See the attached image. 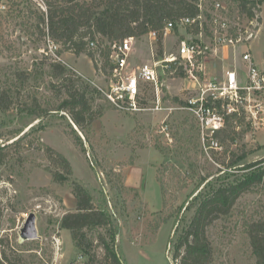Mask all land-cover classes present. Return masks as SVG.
Listing matches in <instances>:
<instances>
[{"label": "rangeland", "instance_id": "374dc122", "mask_svg": "<svg viewBox=\"0 0 264 264\" xmlns=\"http://www.w3.org/2000/svg\"><path fill=\"white\" fill-rule=\"evenodd\" d=\"M260 5L258 36L236 51L231 48L230 63L240 61L243 52L249 50L264 69V3ZM42 14L34 5L24 2L7 18H0V79L4 82L15 70L31 71L33 77L24 96L35 94L54 105L59 92L52 85L58 83L45 74L54 58L48 53L46 37L37 27ZM187 36V30L182 28L164 34L163 57L176 53L179 37ZM97 45L90 46L95 60L87 54L72 52L60 56L73 68H68L69 76L74 74L87 84L108 91L118 80L111 75V69H104ZM132 46L126 76L153 62L159 50L149 35L135 39ZM161 79L160 96L165 108L175 107L186 98L183 78L167 73ZM143 98L146 111L129 114L110 104L105 115L87 132L77 131L65 112L36 118L19 111L18 106L6 113L0 111V147L5 148V161L0 164V235L8 240L11 258L18 255L32 264H53L58 256L59 264H86L85 257L79 260L71 233L61 230L58 224L65 213L75 209L71 182H79L92 193L97 204L114 215L121 232L117 244L127 264H177L174 247L193 215V211L186 210L191 199L212 181L224 184L233 179L224 177V172L241 175L239 168L264 159V129L254 131L247 124H240V128L233 124L232 137L222 141L224 150L206 155L200 149L197 126L190 114L175 111L168 116V112L152 110L158 100L154 87ZM32 128L38 130L31 133ZM72 130L82 137V142H75ZM190 140H197L198 149ZM41 143L70 161V183L61 186L53 182L52 174L46 170L51 164L45 151L39 149ZM249 150L253 153L244 161L228 166L233 155L239 157ZM111 173L121 176L122 187L114 185V178L111 182ZM202 179L206 181L199 186ZM177 209H181V214L163 224ZM31 213L37 216L40 239L21 244L20 229ZM248 215H264L263 191L243 195L232 217L217 221L210 229L215 251L212 264H255L243 226Z\"/></svg>", "mask_w": 264, "mask_h": 264}, {"label": "trees", "instance_id": "16d2710c", "mask_svg": "<svg viewBox=\"0 0 264 264\" xmlns=\"http://www.w3.org/2000/svg\"><path fill=\"white\" fill-rule=\"evenodd\" d=\"M199 1L51 0L48 19L44 14L39 15L37 27L44 37L49 35L61 46L59 55L65 52L75 55L87 54L95 60V55L90 51V43H97L104 59V69H112L114 64L110 60L111 47L108 44L129 38L139 39L152 32L158 34L157 58H163L162 40L166 25L185 17L197 16L200 13ZM225 1L232 2L240 9L241 14H247L249 17H253L254 9H261L260 4L264 3V0ZM22 4H14L5 14L0 12V18H7L13 9L22 7ZM43 64L46 65L45 62ZM70 70L59 61L51 62L46 68L45 74L58 83L52 85V88L59 92L58 103L54 105L45 103L35 94L24 96L33 72L15 70L4 82L0 79V111L6 113L18 106L19 111L36 118L65 112L81 132H87L86 129L105 115L111 103L104 98L100 89L87 84L74 74L69 76ZM52 111L55 113H51ZM37 130L32 128L31 133ZM232 133L233 123L229 121L228 128L218 136L221 141H227L232 137ZM71 136L76 143L82 142V137L75 130H72ZM190 141L193 142L194 148L198 149L197 140ZM4 149L0 147V164L5 161V155L2 154ZM39 149L45 151L51 164L46 170L52 174L53 182L61 186L70 183L73 174L70 161L43 143L39 145ZM252 153L253 150H249L239 157L233 155L234 158L228 166L234 167ZM261 164H264V159L239 168L241 175L226 171L224 177H233L231 181L224 184L208 182V186L191 199L186 210L193 211V215L174 247L173 256L177 264L214 262L215 251L210 229L217 221L232 217L243 195L256 190L264 192V165ZM110 178L111 182L112 178L115 179V186H123L119 174L111 173ZM205 181L206 179H202L199 186ZM71 187L76 202L75 209L65 213L59 220L60 229L71 233L80 255L88 259L86 264H127L124 253L117 244V237L121 232L114 215L104 205L97 204L92 193L81 183L71 182ZM180 214L181 209H177L173 215L163 220V224ZM2 217L0 208V223ZM243 226L256 259L255 264H264V215L259 218L248 215ZM7 241L0 235V264H32L23 256L11 258L7 252Z\"/></svg>", "mask_w": 264, "mask_h": 264}, {"label": "built area", "instance_id": "2783aa9c", "mask_svg": "<svg viewBox=\"0 0 264 264\" xmlns=\"http://www.w3.org/2000/svg\"><path fill=\"white\" fill-rule=\"evenodd\" d=\"M24 2L34 5L48 19L51 0H0V12L6 13L14 4ZM199 8L197 16L166 25L164 34L181 28L187 30L186 38L179 37L176 53L163 58L154 56L153 62L140 66L133 75L126 76L125 71L135 38L110 44V60L114 64L111 75L118 81L112 83L110 90L100 91L118 111L136 114L147 110L143 94L154 87L158 100L152 110L168 112V116L175 111L190 114L197 126L200 149L208 155L224 150L218 135L227 129L229 121L236 128L247 124L254 131L264 129V69L249 50L243 52L241 62L230 63L229 55L231 48L236 51L258 36L262 17L260 9H254V16L249 17L225 0H200ZM149 37L154 42L158 40L156 32ZM46 40L54 61L72 68L59 55L60 45L49 35ZM90 46L95 47L96 43ZM226 62L229 66H225ZM167 73L183 78L186 94L178 105L169 108L163 106L160 96L161 78Z\"/></svg>", "mask_w": 264, "mask_h": 264}, {"label": "water", "instance_id": "95a60500", "mask_svg": "<svg viewBox=\"0 0 264 264\" xmlns=\"http://www.w3.org/2000/svg\"><path fill=\"white\" fill-rule=\"evenodd\" d=\"M55 113V112H51ZM59 114H62V112H58ZM57 113V114H58ZM75 129L79 131V128L75 125V123L72 121ZM20 243L23 244L26 241H33L40 239L38 228H37V216L35 213L29 214L27 217L23 227L20 229ZM84 259V255H81L79 257V260Z\"/></svg>", "mask_w": 264, "mask_h": 264}, {"label": "crops", "instance_id": "0c3cea01", "mask_svg": "<svg viewBox=\"0 0 264 264\" xmlns=\"http://www.w3.org/2000/svg\"><path fill=\"white\" fill-rule=\"evenodd\" d=\"M226 55H227V54H226ZM255 61H256V59H255ZM256 63H257V62H256ZM63 231H64V230H63ZM120 239H121V237H120ZM78 253H79V251H78ZM80 256H81V255H80V253H79V254H78V257H80ZM57 259H58V260H56L57 263H60V262H59L60 259L58 258V256H57Z\"/></svg>", "mask_w": 264, "mask_h": 264}]
</instances>
